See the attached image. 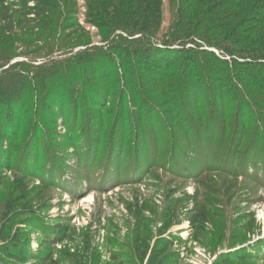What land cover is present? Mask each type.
<instances>
[{"label":"rangeland","instance_id":"rangeland-1","mask_svg":"<svg viewBox=\"0 0 264 264\" xmlns=\"http://www.w3.org/2000/svg\"><path fill=\"white\" fill-rule=\"evenodd\" d=\"M77 2L79 25L91 34L92 45L76 47L70 53L64 49L66 45L60 44L59 50L55 47V54L49 57L45 40L35 42L39 29L34 32L32 25V31L29 26V34L14 49L11 45L3 47L14 54L2 64L0 77L15 74L22 83L24 79L36 82V95L25 97L24 105L15 110L18 137L2 143L11 150L13 169L0 170V217L5 215L17 180L22 183L24 179V186L36 191L32 198L18 203L19 209L32 212L17 219L14 232L24 234L35 255L49 254L51 261L89 264L90 260H84L89 255L92 260L93 256L100 258V264H145L141 260L144 252L153 249L163 225L171 222L174 224L164 236L168 241H183L173 246L180 251L183 264H264V106L258 110L247 100L239 107L236 103L241 98L234 97L236 93L217 95L218 103L221 97L227 102V110L235 115L233 120L243 122L237 128L245 131L248 138L238 158L225 147L224 158L217 162L199 159L201 169L196 170L192 160L199 158L197 144L187 139L191 157L183 167H175L168 160L178 141L161 139L168 128L159 120L151 121L152 111L131 109L129 98L123 102L119 81L111 73L118 63H105L102 70L94 69L95 74L81 81L72 80L73 75L67 73L64 81L49 78L53 72L47 67L51 63L70 59L82 49L87 58L101 57L106 51L101 33L86 21L84 0ZM177 2L165 0L162 32L153 39L155 45L170 33ZM32 36L33 42H29ZM45 77L49 86L42 82ZM207 90H200L202 96H207L202 103L205 106L211 104ZM140 94L141 100L154 103L151 96L143 91ZM170 106L166 103L164 107ZM156 110V115L165 111ZM165 116L174 128L169 138L181 139L185 124ZM243 116L247 118L244 121ZM200 121L204 128L212 126L209 117ZM6 124L0 121L4 128ZM14 124L8 123V127ZM198 126L191 125L192 129ZM140 130L143 131L137 146L150 142V159L154 161L143 173L136 171L138 153L130 145ZM143 134L146 140L141 139ZM154 135L161 140L159 149ZM124 139L127 141L123 152L124 142L123 146L120 144ZM230 160L233 163L227 162ZM18 196L15 192L14 198ZM91 196L92 202L84 203ZM200 212L207 221L204 226L202 222L192 223ZM139 236L141 240L137 242ZM68 252L79 258L66 259ZM27 264L39 263L31 260Z\"/></svg>","mask_w":264,"mask_h":264},{"label":"trees","instance_id":"trees-1","mask_svg":"<svg viewBox=\"0 0 264 264\" xmlns=\"http://www.w3.org/2000/svg\"><path fill=\"white\" fill-rule=\"evenodd\" d=\"M84 2L86 21L101 33L103 48H106V51L101 57L90 55L87 58V55H84L86 50L82 49L75 52V56L70 59L51 63L47 67L53 72L49 78L59 77V80L64 81L67 80L64 77L67 73L73 75L72 80L81 81L83 77L88 79L91 74H95L94 69L99 67L102 70L105 63H118L111 73H115L119 81L117 85L123 102L129 98L131 109L143 111L147 108L152 111L154 118L152 117L151 121L159 120L164 128H168L167 134L164 132L161 139L178 141L174 143L170 153L168 161L171 164L181 168L189 161L191 152L185 142L187 139L197 144L199 158L192 160L196 170L201 169L197 162L199 159L203 162H217L224 158L225 147L229 154L232 153V156L238 158L239 151L248 138L245 131L237 128V124L241 126L243 122L234 121L235 115L232 116L227 110V102L221 97L218 103L216 97L221 93H236L234 97L241 98L236 106L242 107L247 100L253 102V106L258 110L264 106V0H178L170 33L165 35L159 45H155L153 39L162 32L165 0ZM78 6L77 0H0V69L14 54L3 47L11 45L14 49L17 43L29 34V26L32 31V25L34 32L39 29L35 42L41 43V39L45 40L51 53H48L49 57L55 54L56 49L59 50L60 44L66 45L69 49L65 48L66 46L64 49L70 53L76 47L86 48L92 45L94 42L91 34L79 25ZM31 40L33 42V36L29 42ZM189 44L193 47H188ZM200 44L216 48L231 59L226 61L216 57L214 52ZM104 72L105 70L102 71ZM17 76L12 74L9 77H0V121L6 122L7 128H10L8 133L7 128L0 125V170L13 169L11 150L5 148L2 143L8 139L12 141L19 135V132H16V128L19 131L18 125L15 128L18 124L15 110H20L19 106L24 105L25 97L36 95V82L32 83L23 78L25 82L22 83ZM43 81L48 84V78L45 77ZM203 88H207L206 92L210 95L211 104L208 106L202 104L207 99V96L201 95L200 90ZM142 91L149 98L151 96L154 103L150 104L148 99L141 100ZM166 103L171 105L170 109L164 107ZM127 108L124 107L125 110ZM156 108L165 111L156 115ZM249 110L251 111V107ZM165 115L174 118L173 121L185 124L181 139L169 138L174 128L167 122ZM162 116H165V119H162ZM206 117H209V125L212 126L204 128L200 119ZM246 119L243 116L242 120ZM14 122L12 127H8V123ZM192 124L199 126L192 129ZM142 131L140 130L133 138L135 141L130 143L132 151L138 153L135 168L141 173L154 163L150 159V142L146 141L143 146H137ZM8 134H12L10 138ZM146 138L143 134L141 139ZM153 140L157 142L156 148L159 149L160 138L154 135ZM126 141L124 139L120 144L123 146L124 142L123 152ZM229 154L227 159L231 157ZM227 162L233 163L231 160ZM21 181L22 183L18 179V184L13 187L19 196L14 198L15 192L11 193L6 203L5 215L0 217V264H27L31 260H36L39 264H60L57 260L51 261L49 254L35 255L30 251V243L26 242L28 240L24 234L14 232L17 219L32 212V209H19L18 203L26 197L32 198V193L36 191L24 186V179ZM197 198L196 196L195 200ZM33 200L35 199L30 202L33 203ZM194 216L196 217L192 218L193 224L202 222L204 226L207 222L203 212ZM173 224L169 222L163 225L162 235L155 239L153 249L144 252L142 263L183 264L180 251L173 248L176 242L172 239L168 241L164 236ZM136 240L139 242L141 236ZM178 240L176 244L183 242ZM66 255V259L69 257L71 261L78 257L71 253L69 255V252ZM84 260H90L91 263L94 260L93 264H100V258L95 256L92 260L87 255ZM223 262L229 263L227 260Z\"/></svg>","mask_w":264,"mask_h":264},{"label":"built area","instance_id":"built-area-1","mask_svg":"<svg viewBox=\"0 0 264 264\" xmlns=\"http://www.w3.org/2000/svg\"><path fill=\"white\" fill-rule=\"evenodd\" d=\"M188 47H193V46H191V45H189ZM209 49V48H208ZM210 50V49H209ZM211 50H213L215 53H216V55L217 56H219L220 58H222V59H224V60H230L231 59V57L230 56H226L223 52H221V51H219V50H217V49H211ZM210 50V51H211Z\"/></svg>","mask_w":264,"mask_h":264},{"label":"bare ground","instance_id":"bare-ground-1","mask_svg":"<svg viewBox=\"0 0 264 264\" xmlns=\"http://www.w3.org/2000/svg\"><path fill=\"white\" fill-rule=\"evenodd\" d=\"M92 200H93V197L91 196L90 198H86V199L84 200V203H91Z\"/></svg>","mask_w":264,"mask_h":264}]
</instances>
